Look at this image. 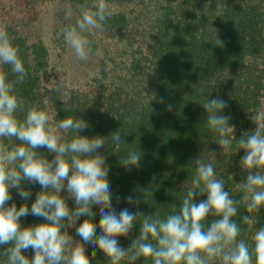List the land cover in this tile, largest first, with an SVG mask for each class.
Returning a JSON list of instances; mask_svg holds the SVG:
<instances>
[{"label":"trees","instance_id":"obj_1","mask_svg":"<svg viewBox=\"0 0 264 264\" xmlns=\"http://www.w3.org/2000/svg\"><path fill=\"white\" fill-rule=\"evenodd\" d=\"M96 2L87 0L89 6ZM83 3L0 0V25L6 26L19 46L29 73L18 86V95L46 108L54 123L67 116L84 119L88 128L81 135L107 137L119 131L124 139L120 153H113L110 136L99 150L109 169L117 213L124 208L136 211L137 206L127 204L124 197H142L143 189L149 188L139 210L159 212L161 219L166 218L191 188L192 161L197 158L212 163L230 196L242 200L238 184L246 178L240 167L244 153L238 151L235 139L231 150L223 152L217 143L219 135L206 124L202 104L207 98L226 101L223 114L231 116L229 125L234 126L237 139L256 127L251 117L264 107V0H106L112 16L104 30L86 34L92 53L87 61H80L56 33L62 26L75 24ZM217 3L223 5L219 10ZM68 13L71 16L65 19ZM0 68L10 71L6 65ZM130 114L133 119L128 122ZM62 135L71 139L75 134ZM130 150H140L143 156L138 169L126 171L119 160ZM38 151L49 160L54 158L45 148ZM22 186L32 193L27 201L30 207L41 186L26 181ZM11 194L9 205L25 203L16 189ZM61 195L66 197V190ZM203 199L206 195L195 197L197 202ZM67 203L75 209L73 199ZM93 211L98 213V208L93 206ZM244 215L251 217L250 225L242 222ZM233 219L242 229L238 239L250 242L264 226V208L248 213L241 203ZM99 220L97 214L93 223L98 225ZM41 222L31 215L21 219L22 226ZM138 224L129 236L117 238L122 247L128 248L138 237ZM96 232L100 234L98 227ZM4 247L0 246V253ZM92 251L87 248L90 264H107L102 252L96 250L92 257ZM23 254L29 259L34 256L32 250ZM4 259L0 256V264ZM136 264H144L143 259Z\"/></svg>","mask_w":264,"mask_h":264},{"label":"clouds","instance_id":"obj_2","mask_svg":"<svg viewBox=\"0 0 264 264\" xmlns=\"http://www.w3.org/2000/svg\"><path fill=\"white\" fill-rule=\"evenodd\" d=\"M222 7L216 4L217 10ZM79 8L75 24L60 27L56 36L64 40L78 60L87 61L92 42L86 34L104 30L112 11L106 0H97L93 6L85 0ZM70 16L68 13L65 19ZM3 65L10 69L0 68V246H5L0 256L5 258L4 264H90L88 247L93 249L92 257L96 250L102 252L107 264H123L125 260L136 264L141 258L144 264H264V226L255 231L249 242L238 239L242 229L233 219L241 203L248 213L264 208V112L252 115L256 127L237 139L234 126L229 125L231 116L223 114L227 102L217 97L207 98L202 104L206 124L219 135L217 143L223 152L231 150L233 139L238 151H244L240 167L246 178L238 184L242 200L230 196L212 163L197 158L192 161L195 174L191 188L179 207L172 205L166 218L161 219L159 212L145 214L139 210L149 188L143 189L142 197H124L127 204L137 206L136 211L124 208L117 213L112 205L109 169L99 150L110 136L113 153H120L124 139L119 131L107 137L81 135L88 128L84 119L67 116L54 123L46 108L19 96L18 86L25 83L29 73L19 46L13 43L6 26L0 25V66ZM167 108L171 110L172 106ZM132 119L130 114L127 120ZM69 131L75 134L71 139L62 135ZM40 148L54 154V158L49 160L38 151ZM142 156L140 150H130L119 164L126 171L138 169ZM22 181L39 184L42 189L30 207L27 201L32 193L22 186ZM12 189L25 201L19 207L15 202L9 205ZM64 190L66 197L61 195ZM197 195H206V199L197 202ZM69 198L74 200V210L68 206ZM97 214L98 225L93 223ZM29 215L44 222L22 226L21 219ZM81 217L85 219L75 228L80 237L77 242L66 229L76 225ZM242 222L250 225L252 219L244 215ZM137 224L138 237L128 248L122 247L117 238L129 236ZM28 250L34 252L31 259L23 254Z\"/></svg>","mask_w":264,"mask_h":264},{"label":"rangeland","instance_id":"obj_3","mask_svg":"<svg viewBox=\"0 0 264 264\" xmlns=\"http://www.w3.org/2000/svg\"><path fill=\"white\" fill-rule=\"evenodd\" d=\"M258 112H264V107H262ZM242 151H243V149H242ZM243 153H244V151H243ZM76 226H78L77 222H76V225L66 229L68 231L69 235H71L75 241H77V238H76L77 235L75 232Z\"/></svg>","mask_w":264,"mask_h":264}]
</instances>
